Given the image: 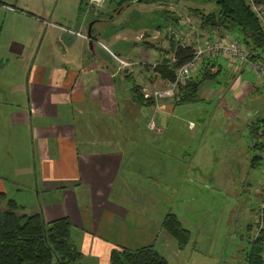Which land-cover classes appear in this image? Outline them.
I'll return each mask as SVG.
<instances>
[{
	"label": "crops",
	"instance_id": "1",
	"mask_svg": "<svg viewBox=\"0 0 264 264\" xmlns=\"http://www.w3.org/2000/svg\"><path fill=\"white\" fill-rule=\"evenodd\" d=\"M82 5L80 0L76 25L71 29L61 23L70 24L71 20L54 16L53 11L0 0V193L21 205L25 213L40 210L46 222L69 218L70 237L82 254L81 264H110L113 249L145 245H153L163 256L161 249L170 251L176 264H220V259L210 261V246L200 241L195 226H184L190 239L182 248L161 227L167 213L175 214L171 205L175 196L178 201L194 199L192 186L185 190L187 180L210 182L213 174L205 167L212 166L213 159L205 147L210 149L206 145L127 143V138L134 140V131L140 134L143 126L135 129L124 121L141 116L146 104L134 99L133 87L118 89V83L133 75L129 72L133 68H119L112 57L121 56L116 44L125 30L114 26L104 34L102 24L107 20L97 13L91 25L93 43L87 46V32L80 30L87 18L83 11L79 20ZM164 12L165 23L155 26L161 30L154 27L153 35L144 31L148 39L143 32L134 37L142 44L149 38L162 39L160 50L142 46L143 69L152 70L151 81L156 75L160 77L151 65L163 59L171 62L174 57V48L179 45L174 30L194 33L179 25L173 10ZM45 20L51 25L46 26ZM195 32L208 33L203 28ZM165 33L169 39L164 38ZM167 42L170 54L165 52ZM147 50L158 53L155 62L147 63ZM219 59L228 67L218 57L210 61L213 70L218 68ZM196 75L198 72L191 76ZM160 81L162 87L167 84L161 77ZM146 83L137 84L142 92L151 90L150 82ZM239 85L238 76L230 87ZM151 100L154 112L164 107L170 112L173 102L185 104L174 98ZM148 119L149 130L163 132L156 124L149 127L153 116ZM199 150L202 153L196 155ZM3 209L5 201L0 204V211ZM262 258L264 264V249Z\"/></svg>",
	"mask_w": 264,
	"mask_h": 264
},
{
	"label": "rangeland",
	"instance_id": "2",
	"mask_svg": "<svg viewBox=\"0 0 264 264\" xmlns=\"http://www.w3.org/2000/svg\"><path fill=\"white\" fill-rule=\"evenodd\" d=\"M4 1L10 5L17 3L38 11L41 9L53 11L54 16L69 18L70 24L61 23L71 29H74L72 27L76 25L75 19L78 18L77 9L80 2V0ZM87 2L88 0H83V10L80 8L79 13V20L83 18V11L87 15L82 26L80 25V30L83 32H87L89 24L97 19V14H94ZM215 7V3L201 0H169L164 3L151 4L135 1L122 6L105 0L98 12L99 16L107 20L102 24L103 33L111 32L114 26L123 27L125 36L119 37L116 46L121 50V56L129 57L136 64L129 71L133 75L125 77L124 82L118 83L119 91L121 92L125 86L129 89L142 82L143 84L140 86H144L148 81L151 90L162 87L160 77L153 75L155 78L151 81L152 76L150 77V75L153 72L152 70L145 72L142 63L145 54L143 47L160 50L162 39L149 38L150 41L142 44L138 43L134 37L143 32V37L148 39L144 31L153 35L155 28L161 30L160 26H155L165 23L164 10H173L174 15L179 18L188 16L194 24L193 30L196 31L201 28L200 20L190 12V9L202 8L207 13L214 10ZM177 35L174 34L175 38ZM187 35L190 36L189 30H187ZM168 37L165 33L164 38L169 39ZM166 44L167 51L162 50L170 54L171 45L169 42ZM114 48L111 46V49L115 50ZM147 51L149 52H147V63L155 62L158 53L154 50ZM157 61L159 62V60ZM218 64L221 68L216 77L201 84L198 101L185 104L173 102L171 104L173 109L170 112L166 107L155 108L154 112V109L149 105H143L141 116L125 120L124 123L130 126L135 125L137 127L133 126L135 129H138L139 124L143 126L140 134L134 131V140L127 138V143L130 144L148 142L152 145L208 146L210 150H207V147L205 149L213 159V165L205 167V171L209 170L213 174L210 182L207 183L204 179L193 180L191 178L187 180L184 183L185 190L191 185V196L194 199L178 201L175 196L174 202L170 203L178 219L181 220L182 226H195L200 241L210 246V261L220 259V264H241L245 259L250 240L254 236L255 217L261 199L259 191L264 181V155L261 149L253 147L251 134L253 125L258 128L264 125V97L260 92L256 73L252 69L242 66L234 77V79L240 77V85L231 88L233 78L230 69L221 59ZM153 66L151 65V67ZM140 91L142 92L141 87ZM152 116L156 127L163 129L162 133L156 129H148V117ZM190 121L194 123L193 128L189 126ZM193 132L196 133L195 136H192ZM141 135L144 136L142 140H140ZM201 153L202 150H199L196 155ZM254 157H256L257 163L252 164ZM187 173H191L189 168ZM166 193L170 194L171 192L168 190ZM202 247L204 246L202 245ZM204 249L206 248L204 247ZM161 251L169 264H176L175 257L170 251L165 249H161ZM185 254L189 257L192 255L188 251ZM191 260L190 258L189 261Z\"/></svg>",
	"mask_w": 264,
	"mask_h": 264
},
{
	"label": "trees",
	"instance_id": "3",
	"mask_svg": "<svg viewBox=\"0 0 264 264\" xmlns=\"http://www.w3.org/2000/svg\"><path fill=\"white\" fill-rule=\"evenodd\" d=\"M117 6L131 2L163 3L169 0H110ZM216 4L214 10L205 13L202 9H190V12L200 20L203 29L218 28L235 35L254 58L264 61V33L258 18L250 9L246 0H201ZM264 8V0H254ZM179 20V18L177 19ZM93 29H91V32ZM146 43V42H145ZM192 53L190 46L177 45L173 55L175 61L170 63L163 59L153 66L161 79L172 81L177 67L186 62ZM211 60L205 62L198 75L191 76L181 87L177 103L195 102L202 83L212 80L221 68L213 70ZM220 67V68H219ZM129 75V73L127 74ZM133 97L139 103L149 105L152 98H144L138 85H134ZM257 127L253 129L255 131ZM254 148H263L253 146ZM258 157V156H256ZM252 159V164L255 158ZM256 163V162H255ZM5 201V209L0 211V264H81L82 254L77 250L70 237L71 221L67 217L46 222L40 210L25 213L22 206L13 199L0 193V204ZM161 227L172 236L178 247L182 248L190 239V233L185 229L177 216L167 213ZM264 249V226L250 240L244 264H262ZM110 264H167L166 258L153 245H145L135 249H113L110 253Z\"/></svg>",
	"mask_w": 264,
	"mask_h": 264
},
{
	"label": "built area",
	"instance_id": "4",
	"mask_svg": "<svg viewBox=\"0 0 264 264\" xmlns=\"http://www.w3.org/2000/svg\"><path fill=\"white\" fill-rule=\"evenodd\" d=\"M104 2L105 0H88L87 4L92 8L94 14H97ZM246 2L250 6L252 12L258 18L264 33L263 6L261 4H257L254 0H246ZM178 22L180 26H184L190 30H193L194 28V24L191 22L188 16L185 18H179ZM44 24H46V26L51 25L48 20H45ZM207 31L208 33L205 36L204 34L200 35L195 31L189 36L179 30L177 32L174 30V34H178H176L178 44L183 47L190 46L192 48L191 56L186 62L176 68L174 72V79L172 81H168L164 87L143 91L144 98H152L155 102L169 98L178 99L180 96L181 87L186 84L191 75L198 72L205 62L218 57L224 59L227 62L233 79L236 74H238L242 66L252 69L256 73L259 81L260 92L264 97V61L259 58H254L249 52L248 48L230 33L221 31L218 28ZM112 57L119 65V68L130 70L134 65V62L130 59H126L118 55H114ZM170 61V63H173L175 61V57H173ZM148 125L150 128H154V120L151 119ZM193 125V122L189 123L190 127H193ZM252 143L253 146H262L263 148L259 149L262 150L264 155V125L261 128L257 127L255 129L252 134ZM259 194L261 199L258 204L259 208L255 217V234H257L260 228L264 226V181L261 185Z\"/></svg>",
	"mask_w": 264,
	"mask_h": 264
},
{
	"label": "water",
	"instance_id": "5",
	"mask_svg": "<svg viewBox=\"0 0 264 264\" xmlns=\"http://www.w3.org/2000/svg\"><path fill=\"white\" fill-rule=\"evenodd\" d=\"M93 22H91L88 26V29H87V37H88V45L90 46L93 42H92V35H91V25H92Z\"/></svg>",
	"mask_w": 264,
	"mask_h": 264
},
{
	"label": "flooded vegetation",
	"instance_id": "6",
	"mask_svg": "<svg viewBox=\"0 0 264 264\" xmlns=\"http://www.w3.org/2000/svg\"><path fill=\"white\" fill-rule=\"evenodd\" d=\"M143 93V92H142Z\"/></svg>",
	"mask_w": 264,
	"mask_h": 264
}]
</instances>
